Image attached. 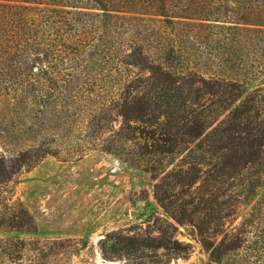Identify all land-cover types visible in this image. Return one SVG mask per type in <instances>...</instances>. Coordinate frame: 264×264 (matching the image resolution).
<instances>
[{
  "label": "rangeland",
  "instance_id": "374dc122",
  "mask_svg": "<svg viewBox=\"0 0 264 264\" xmlns=\"http://www.w3.org/2000/svg\"><path fill=\"white\" fill-rule=\"evenodd\" d=\"M181 2L187 4V0H171V15L179 16ZM194 2L195 10L204 9L200 1ZM211 2L214 12L220 7L211 21L198 15L189 20L171 17L174 23L170 24L155 15L149 3L142 11L148 14L139 16L101 11L90 0H72L67 5L73 8L66 10L73 15L59 31L55 29L59 34L53 37L52 43L59 41V57L29 52L31 59L0 61V155L12 157L37 149L50 152L5 188V203L14 209L7 211L3 205L1 213L26 210L36 232L2 227L0 264H34L32 243L53 256L46 264H104L100 241L121 231L189 247L188 257H174L169 264H211L198 228L211 234L220 222L212 223V214L204 225L196 223L208 221L206 214L194 223L172 220L155 198L159 179L103 152L111 127L98 133V138L104 137L99 142L90 138L93 128L84 126L86 108L99 112L102 99L117 98L122 84L140 73L123 64L135 44L155 64H163L165 53L173 48L175 57L164 67L174 74L236 81L245 86L248 96L260 90L264 96V28L255 26L264 25V0H208L207 6ZM246 22L255 25L244 30ZM108 114L115 119L112 128L118 130L122 120ZM176 160L181 165V158ZM254 172L249 167L235 177L226 187L235 199L219 201L214 207V218L230 213L226 232L246 240L241 258L225 257L222 264H264V177L258 178L259 187L251 189L253 182L257 185ZM221 192L227 191L221 188ZM186 194L177 190L179 198L188 200ZM167 223L177 228L170 237L161 231ZM223 236L211 240L220 241ZM82 241L88 247L79 255L72 253L75 247L54 246L78 247Z\"/></svg>",
  "mask_w": 264,
  "mask_h": 264
},
{
  "label": "trees",
  "instance_id": "16d2710c",
  "mask_svg": "<svg viewBox=\"0 0 264 264\" xmlns=\"http://www.w3.org/2000/svg\"><path fill=\"white\" fill-rule=\"evenodd\" d=\"M70 1L0 0V61L7 57L31 59L29 52L59 57V41L52 42L62 24L65 26L64 20L73 15L66 10L73 8L67 5ZM90 1L101 11L139 16L148 14L142 11L143 5L149 3L157 13L155 15L170 24L174 23L171 17L189 20L198 15L202 17L200 20L211 21L214 13L220 12V7L213 11V2L207 6L208 0H197L205 6L201 10L193 8L192 1L195 0H187V4L181 2L179 16L171 15V0ZM72 22L77 23L74 19ZM242 24L244 30L255 25L252 22ZM255 26L264 28L261 24ZM174 55L171 48L165 53L163 64L151 63L144 49L135 44L121 60L125 66L136 68L140 73L130 76L122 84L117 98L102 99L99 112L86 108L84 126L93 128L94 134L90 138L99 142L104 137L98 138L101 136L98 133L111 127L109 139L103 140L107 142L103 152L114 154L159 179L155 185V198L172 220L180 224L194 223L200 221V215L206 214L208 221L196 223L204 225L208 224L212 214V223H220H216L211 234L199 228L198 232L202 245L210 254V263L222 264L225 257L240 259L246 240L226 232L230 213L214 218V207L219 201L225 204L227 199L229 203V199H235L226 187L249 167L254 168L257 177V185L253 182L251 189L262 183L258 178L264 177V96L261 90L254 97L248 96L245 86L236 81L195 80L191 76L174 74L164 67ZM144 72L149 76L142 78L140 74ZM109 112L122 120L118 130L112 128L115 119L108 117ZM47 155L50 152L42 149L27 150L12 157L0 155V229L36 232L26 210L20 208L16 213H10L14 207L6 205L4 193L16 176L38 165ZM176 157L181 158V165H176ZM221 188L227 192L222 193ZM178 189L187 193L188 200L178 197ZM3 205L11 211L1 213ZM161 231L170 237L177 228L167 223ZM218 236L223 238L216 242L211 240ZM32 245L36 251L34 264H46L53 257L38 243ZM54 246L75 247L72 252L75 255L88 247L84 241L78 244L79 248L63 243ZM99 249L103 260L123 264H169L174 257L186 258L190 253L188 246L176 241L130 236L123 231L106 235L100 241Z\"/></svg>",
  "mask_w": 264,
  "mask_h": 264
},
{
  "label": "water",
  "instance_id": "95a60500",
  "mask_svg": "<svg viewBox=\"0 0 264 264\" xmlns=\"http://www.w3.org/2000/svg\"><path fill=\"white\" fill-rule=\"evenodd\" d=\"M104 264H118L117 262H105Z\"/></svg>",
  "mask_w": 264,
  "mask_h": 264
}]
</instances>
